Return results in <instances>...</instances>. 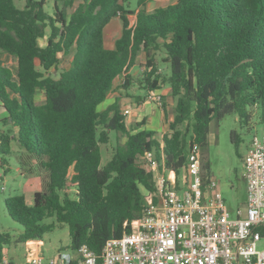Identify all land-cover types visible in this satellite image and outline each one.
Listing matches in <instances>:
<instances>
[{
	"label": "trees",
	"instance_id": "obj_1",
	"mask_svg": "<svg viewBox=\"0 0 264 264\" xmlns=\"http://www.w3.org/2000/svg\"><path fill=\"white\" fill-rule=\"evenodd\" d=\"M149 1L55 0L50 14L48 0H26L22 8L0 0V52L17 60L16 72L0 63L6 111L0 124L7 127L0 131V169L16 141L47 177L32 205L24 194L5 198L23 227L16 243L43 241L67 224L70 250L88 245L100 254L109 239L122 237L144 216L145 191H157L155 173L143 160L147 152L180 180L192 145L202 151L208 144L212 120L235 113L242 126L253 118L264 123V0H177L148 12ZM116 17L122 34L109 48L105 28ZM158 52L169 71L161 70ZM60 53L73 54L69 68L60 70ZM141 55L146 64L138 77ZM120 77L121 87L136 80L148 94L169 86L170 133L144 127L146 119L129 127L119 98L100 110ZM39 89L45 94L40 104ZM109 130L127 139L103 164ZM203 169L207 182V161ZM11 243L0 227V260Z\"/></svg>",
	"mask_w": 264,
	"mask_h": 264
},
{
	"label": "built area",
	"instance_id": "obj_2",
	"mask_svg": "<svg viewBox=\"0 0 264 264\" xmlns=\"http://www.w3.org/2000/svg\"><path fill=\"white\" fill-rule=\"evenodd\" d=\"M156 92L147 98L163 106ZM143 160L155 173L157 191H145L144 216L131 223L129 232L109 239L100 254L82 245L46 258L39 241L29 242L22 264H264V133L253 135L244 156L247 199L235 211L228 207L218 181L205 182L198 143L190 149L184 188L174 171L161 168L153 152ZM0 264L17 263L5 252Z\"/></svg>",
	"mask_w": 264,
	"mask_h": 264
},
{
	"label": "rangeland",
	"instance_id": "obj_3",
	"mask_svg": "<svg viewBox=\"0 0 264 264\" xmlns=\"http://www.w3.org/2000/svg\"><path fill=\"white\" fill-rule=\"evenodd\" d=\"M175 0H151L147 3L146 9L148 12L154 11L158 7H165ZM16 5L22 8L26 4V0H15ZM55 0H48L46 10L53 14ZM135 7L132 3L127 9ZM69 13L72 9H68ZM131 23L135 21V15L129 14ZM123 22L120 17L114 18L106 27L105 39L107 46H114L116 40L122 34ZM49 33V29L47 30ZM60 70L67 69L70 66L72 54H59ZM162 53L156 54V59L161 66L162 71H169L167 65L161 62ZM140 65L134 70L135 75L140 77L139 73L143 72L146 59L144 55L140 57ZM0 63L8 66L14 72L17 70V60L9 54L0 52ZM58 73V71H54ZM119 83L115 92H112L105 104L100 106V109H106L115 101V97L119 98L120 110L130 109L131 112L126 115V121L129 127L135 125L137 121L141 122L144 119L151 124L152 109L158 110L163 114V122L169 124L174 118V99L170 95V88L164 85L163 89L157 91L163 99V106H158L150 101L148 93L141 89V86L135 80L129 89L121 87ZM156 94V95H157ZM146 96L145 100L140 102L137 97ZM45 100L44 91H37V103H43ZM156 105V106H155ZM157 106L159 108H157ZM6 115L5 109L0 105V120H3ZM171 118V120H170ZM2 122L0 131L6 130L7 127ZM169 130V129H168ZM171 132V131H170ZM168 131V133H170ZM264 133V123L258 122L253 118L252 122L247 126H242L239 117L235 113L228 114L222 119H214L210 124V132L208 144L202 149V164L207 161L209 164V174L211 179L219 182V189L226 200V203L233 211L237 210L247 199V184L244 179V156L247 153L248 146L254 134L262 135ZM110 139L107 144H102V163L105 164L111 158L113 150L117 143H124L127 136L121 132L109 130ZM233 135H237L238 139L233 141ZM13 152L8 156L9 163L0 169L3 178L0 180V227L3 231L8 232L12 236V243L7 245L5 252L8 257L17 264H22L26 261L29 254V247L25 243H16L18 235L23 231L22 225L14 221L8 213L5 205V198L24 194L27 203H34V194L37 191L44 189L47 177L38 168V163L35 158H27L28 155L23 154L22 148L14 141L12 146ZM5 169H8L5 172ZM179 180V179H178ZM180 186L185 187L183 177L179 180ZM48 219L45 222H51ZM40 252L46 258L53 257L60 252L70 251L71 238L69 235V227L65 224L63 227H56L53 231L44 235L43 241H39ZM262 248V244L259 245Z\"/></svg>",
	"mask_w": 264,
	"mask_h": 264
},
{
	"label": "crops",
	"instance_id": "obj_4",
	"mask_svg": "<svg viewBox=\"0 0 264 264\" xmlns=\"http://www.w3.org/2000/svg\"><path fill=\"white\" fill-rule=\"evenodd\" d=\"M177 0H175L174 1V3L176 2ZM108 26V25H107ZM105 30H106V28H105ZM105 43H106V39H105ZM109 47V46H108ZM112 47H114V46H110L109 48H112ZM64 54V53H63ZM67 55H69V54H67ZM72 57H73V54H72ZM72 60V59H71ZM60 65V64H59ZM70 67V66H69ZM136 71V70H135ZM135 71H134V73H135ZM118 84H119V78L116 80V83H115V88H114V90H112L110 93H109V95L112 93V92H115V90H116V87L118 86ZM109 95H108V97H109ZM108 99V98H107ZM107 99H106V101H107ZM118 99V97L116 96L115 97V101ZM105 101V102H106ZM114 101V102H115ZM105 102H103L101 105H103V104H105ZM113 102V103H114ZM112 103V104H113ZM100 105V106H101ZM110 106V105H109ZM156 106V105H155ZM100 108V107H99ZM157 108H159L158 106H157ZM101 110V109H100ZM104 110V109H103ZM102 111V110H101ZM150 114H151V124H149L147 121V123H146V125L144 126V127H148V128H152V129H154V130H156V131H158V132H160L162 135L163 134H165V133H168V131L170 132L171 130H170V127L168 128V129H166L167 127H168V124L167 123H164L163 122V114H161V113H159V111L158 110H155V109H152L151 111H150ZM170 120H171V118H170ZM127 122V121H126ZM137 122H139V121H137ZM143 128V127H142ZM249 147V146H248ZM246 202V201H245ZM245 202L243 203V204H245ZM242 204V205H243ZM15 262V261H14Z\"/></svg>",
	"mask_w": 264,
	"mask_h": 264
}]
</instances>
